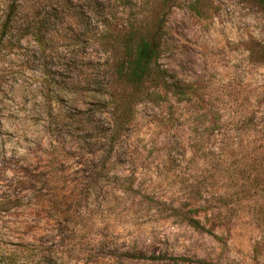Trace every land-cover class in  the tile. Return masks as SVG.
<instances>
[{"label": "rangeland", "instance_id": "rangeland-1", "mask_svg": "<svg viewBox=\"0 0 264 264\" xmlns=\"http://www.w3.org/2000/svg\"><path fill=\"white\" fill-rule=\"evenodd\" d=\"M10 1L0 0V264H264L261 4L199 0L200 18L189 0H134L161 39L165 82L114 90L129 111L116 140L124 113L111 104L95 10L81 5V28L51 0L40 46L26 5L2 37Z\"/></svg>", "mask_w": 264, "mask_h": 264}, {"label": "trees", "instance_id": "trees-1", "mask_svg": "<svg viewBox=\"0 0 264 264\" xmlns=\"http://www.w3.org/2000/svg\"><path fill=\"white\" fill-rule=\"evenodd\" d=\"M264 10V0H257ZM51 0H11L7 13L2 22V37H4L12 26L17 24L20 17L21 8L26 5L28 13L25 16L27 21H31V31L34 41L40 45H45V21H43L41 10L50 6ZM189 8L198 17H202L197 5L199 0H189ZM54 4H60L65 10L63 17L76 23L81 28H88L85 14L81 5H88L95 10L98 20V32L93 38L99 42L109 55L108 61H112L109 66L112 76L110 83L111 104L120 108L124 113L122 121L115 119V126L112 133L116 140L121 139L124 120L128 117L127 105L118 101L114 90L124 87L143 90L147 82L154 79L158 84L165 82L164 71L156 67L160 54L161 39L157 35L148 33L140 21L142 10L134 11V0H54ZM134 8V9H133ZM120 13L123 16H118ZM132 15V16H131ZM69 42V40H67ZM264 51V50H263ZM112 91V93H111ZM121 112V113H122ZM101 141L104 139L101 137ZM110 141V140H109ZM108 141V142H109ZM192 226L200 228V222L194 218L189 219Z\"/></svg>", "mask_w": 264, "mask_h": 264}]
</instances>
